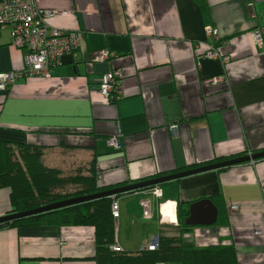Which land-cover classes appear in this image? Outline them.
Masks as SVG:
<instances>
[{
  "label": "crops",
  "instance_id": "0c3cea01",
  "mask_svg": "<svg viewBox=\"0 0 264 264\" xmlns=\"http://www.w3.org/2000/svg\"><path fill=\"white\" fill-rule=\"evenodd\" d=\"M37 5L53 13L46 30L76 31L80 46L49 77L21 78L0 91V142L41 149L43 165L60 175L93 162L99 186L136 183L264 150V0H39ZM209 26L217 36L207 34ZM255 28L263 45L254 41ZM212 48L221 57L203 56ZM102 49L112 56L94 61ZM27 51L12 42L9 27L2 29L0 72L21 69ZM112 69L122 74L113 102L99 94L102 74ZM218 76L223 81L204 83ZM117 129L119 149L107 141ZM155 187L160 197L152 194ZM143 197L150 198V219L140 217ZM202 198L216 207L217 198L225 221L180 230L177 202H189L182 206L187 217L189 205ZM117 201L114 242L123 250L145 248L154 235H180L195 247L230 238L238 264H264V158L122 193ZM160 203L176 223L160 220ZM10 208V188L1 187L0 216ZM94 253L91 227L0 228V264H95Z\"/></svg>",
  "mask_w": 264,
  "mask_h": 264
},
{
  "label": "trees",
  "instance_id": "16d2710c",
  "mask_svg": "<svg viewBox=\"0 0 264 264\" xmlns=\"http://www.w3.org/2000/svg\"><path fill=\"white\" fill-rule=\"evenodd\" d=\"M16 148L0 142V188H10L11 208L8 214L36 209L58 201L87 196L135 183V180H125L99 186L96 182V168L93 166V162L90 167L88 162L85 164L86 166H82L80 163L75 170L60 175L55 168H48L43 165L41 149L31 145ZM260 159L262 158L257 160ZM230 166L217 169L221 170ZM156 175L160 174L157 173L148 177L152 178ZM140 180L143 181L146 178ZM160 184H151L137 190ZM133 191L136 190L129 192ZM119 195H114V198L116 199ZM112 196H100L12 218L0 222V228L28 225L91 227L94 232L95 253L93 259L95 264H160L171 262L178 264H238L236 248L230 238L205 247H195L185 244L180 235H158V247L153 250L147 248L112 250L110 246L114 244L118 222V219L117 221L114 220L111 215V201L114 199ZM213 199L218 207L216 223L224 222L225 220H222L223 217L221 216V204L217 198ZM188 203L184 200L177 202L176 211L180 230L192 228L191 225L184 223L188 208L182 206H186ZM225 219L228 220L226 217Z\"/></svg>",
  "mask_w": 264,
  "mask_h": 264
},
{
  "label": "built area",
  "instance_id": "2783aa9c",
  "mask_svg": "<svg viewBox=\"0 0 264 264\" xmlns=\"http://www.w3.org/2000/svg\"><path fill=\"white\" fill-rule=\"evenodd\" d=\"M39 0H0V31L5 27L10 28L12 42L18 46H26L28 51L23 57V67L17 71L0 72V91L21 78L29 77H49L51 71L62 62L63 57L71 54L80 46L79 33L76 31H67L60 29H45V21L53 15L49 10L40 9L37 5ZM208 35L217 36V31L212 27H207ZM254 41L258 45H263V37L260 29L255 28L252 31ZM112 56L108 49H102L92 56L94 61H104ZM204 57L216 59L221 54L214 48L208 49L203 53ZM226 62L228 57L223 56ZM122 78L119 69H112L102 74L100 79L99 94L107 101H114V91L120 85ZM223 81L220 76L205 79V84H216ZM118 127V125H117ZM108 145L119 149L121 147L120 132L107 139ZM154 196H161L159 188L152 189ZM114 198V196H112ZM141 219H150L153 216L150 198H144L139 201ZM159 213L166 206L160 203ZM231 205L230 208H235ZM111 215L117 221L120 211L117 199L111 201ZM161 220V217H160ZM158 247V236L154 235L147 243L145 248L149 250ZM110 248L114 251H120L121 247L115 242Z\"/></svg>",
  "mask_w": 264,
  "mask_h": 264
},
{
  "label": "water",
  "instance_id": "95a60500",
  "mask_svg": "<svg viewBox=\"0 0 264 264\" xmlns=\"http://www.w3.org/2000/svg\"><path fill=\"white\" fill-rule=\"evenodd\" d=\"M263 157H264V150L252 152V153H248L246 155H241V156H237V157L230 158V159H225V160H221V161H217V162H213V163H208V164L201 165L198 167H193V168H190L187 170L166 174V175L154 177L151 179H146V180L139 181L136 183L122 185V186L115 187L112 189H108L105 191H100V192H97V193H94L91 195L79 196V197H75V198H71V199L58 201V202H55V203H52V204H49L46 206H42V207H39L36 209L6 214L3 216H0V222H3L5 220H9L12 218L24 216V215H27L30 213L44 211V210L53 209V208H58V207H62L64 205H68L71 203L80 202V201H84V200H89V199H93V198L100 197V196H111V195L126 193V192H129L132 190H137V189H140L142 187H146V186L151 185V184H160L162 182L169 181V180L176 179V178H180L182 176L189 175L192 173L201 172V171H205V170H209V169H217L220 167H224V166H228V165H234V164H238V163H242V162H246V161H254V160H257V159L263 158ZM217 215H218V209L213 204V202L209 198H202V199H199L197 201L192 202L189 205V215L184 219V223L188 224V225H212L213 223L216 222Z\"/></svg>",
  "mask_w": 264,
  "mask_h": 264
},
{
  "label": "rangeland",
  "instance_id": "374dc122",
  "mask_svg": "<svg viewBox=\"0 0 264 264\" xmlns=\"http://www.w3.org/2000/svg\"><path fill=\"white\" fill-rule=\"evenodd\" d=\"M165 182H167V181H165ZM164 183V182H163ZM170 204V203H169ZM167 204L166 203H164V206H166ZM164 209L165 208H163L162 209V213L160 212L159 214H160V217H161V220L162 221H164V222H171V219H169V220H165V216H164ZM120 215V214H119ZM119 218V217H118ZM117 232H118V229H117Z\"/></svg>",
  "mask_w": 264,
  "mask_h": 264
},
{
  "label": "clouds",
  "instance_id": "9594fccd",
  "mask_svg": "<svg viewBox=\"0 0 264 264\" xmlns=\"http://www.w3.org/2000/svg\"><path fill=\"white\" fill-rule=\"evenodd\" d=\"M114 196V195H113ZM173 215H174V210H173ZM159 216H160V214H159ZM171 222L170 223H176V220H175V217H173V218H171ZM122 249V248H121Z\"/></svg>",
  "mask_w": 264,
  "mask_h": 264
},
{
  "label": "bare ground",
  "instance_id": "6f19581e",
  "mask_svg": "<svg viewBox=\"0 0 264 264\" xmlns=\"http://www.w3.org/2000/svg\"><path fill=\"white\" fill-rule=\"evenodd\" d=\"M164 216H165V209H164ZM165 217H167V218H170L171 219V217L169 216V215H167V216H165ZM172 221V220H171Z\"/></svg>",
  "mask_w": 264,
  "mask_h": 264
},
{
  "label": "flooded vegetation",
  "instance_id": "af4514ba",
  "mask_svg": "<svg viewBox=\"0 0 264 264\" xmlns=\"http://www.w3.org/2000/svg\"><path fill=\"white\" fill-rule=\"evenodd\" d=\"M144 198H147V197H143L142 199H144ZM116 199H117V198H116ZM140 200H141V199H140ZM140 200H139V201H140Z\"/></svg>",
  "mask_w": 264,
  "mask_h": 264
}]
</instances>
